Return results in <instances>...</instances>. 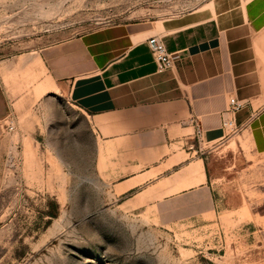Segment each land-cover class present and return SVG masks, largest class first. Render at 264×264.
<instances>
[{"label":"rangeland","instance_id":"1","mask_svg":"<svg viewBox=\"0 0 264 264\" xmlns=\"http://www.w3.org/2000/svg\"><path fill=\"white\" fill-rule=\"evenodd\" d=\"M207 1L0 0V264H264V155L231 141L202 155L215 216L163 228L124 213L110 190L113 155L95 161L80 112L49 94L35 62L49 41Z\"/></svg>","mask_w":264,"mask_h":264},{"label":"crops","instance_id":"2","mask_svg":"<svg viewBox=\"0 0 264 264\" xmlns=\"http://www.w3.org/2000/svg\"><path fill=\"white\" fill-rule=\"evenodd\" d=\"M154 35L172 58L161 72L146 44ZM35 62L49 94L80 112L95 161L113 155L110 190L124 213L150 215L163 228L215 216L221 200L202 155L230 141L241 154L245 144L264 155V0H209L49 41ZM229 98L242 107L227 112Z\"/></svg>","mask_w":264,"mask_h":264},{"label":"built area","instance_id":"3","mask_svg":"<svg viewBox=\"0 0 264 264\" xmlns=\"http://www.w3.org/2000/svg\"><path fill=\"white\" fill-rule=\"evenodd\" d=\"M147 47L150 51L151 57L153 62L156 65L157 71L161 72L163 70L168 69L171 66L172 63V58L171 54L168 53L161 41V38L157 35L151 36L148 38L147 42ZM242 107L241 102L234 98H229L228 100V105H227V112H236ZM224 126H229L230 121L225 120L223 121ZM195 126V132H194V137L196 140H200V129L199 126L197 125L196 122H194ZM9 129H12L11 127Z\"/></svg>","mask_w":264,"mask_h":264}]
</instances>
